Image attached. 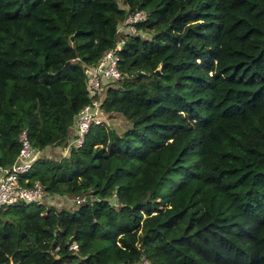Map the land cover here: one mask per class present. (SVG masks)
<instances>
[{
    "label": "trees",
    "instance_id": "1",
    "mask_svg": "<svg viewBox=\"0 0 264 264\" xmlns=\"http://www.w3.org/2000/svg\"><path fill=\"white\" fill-rule=\"evenodd\" d=\"M106 48L124 127L63 152ZM22 129L26 183L80 199L0 209V264H264V0H0V168Z\"/></svg>",
    "mask_w": 264,
    "mask_h": 264
},
{
    "label": "built area",
    "instance_id": "2",
    "mask_svg": "<svg viewBox=\"0 0 264 264\" xmlns=\"http://www.w3.org/2000/svg\"><path fill=\"white\" fill-rule=\"evenodd\" d=\"M144 16L142 10H135L126 15L122 25L127 29L133 30L131 22ZM118 54L114 48H106L102 51L100 57L93 63L83 64L85 86L88 94V101L83 103L77 110L73 121V128L69 133L68 147L79 146L90 123H97L102 120V111L100 107L102 96L106 84L120 77V71L117 68ZM20 142L19 149L9 167L0 168V209L7 204L13 203L19 199L25 201L46 202L54 206H70L77 203L80 199L78 195L68 196L66 194L47 193L43 190L41 183L34 179L26 183L27 178L22 174L26 172L31 164L34 155L38 154L33 150L22 129L18 134ZM69 247H76V243L71 241Z\"/></svg>",
    "mask_w": 264,
    "mask_h": 264
},
{
    "label": "rangeland",
    "instance_id": "3",
    "mask_svg": "<svg viewBox=\"0 0 264 264\" xmlns=\"http://www.w3.org/2000/svg\"><path fill=\"white\" fill-rule=\"evenodd\" d=\"M141 33H148L147 31L145 30H141ZM101 96H103V93L101 94ZM102 119L105 120V122L111 126V127H115L117 129H121L122 127H124V119L122 116L118 115V114H115L114 117L110 118L108 116V113L104 112L102 113ZM38 153L41 152V150H37ZM49 154V153H48ZM55 157V156H54Z\"/></svg>",
    "mask_w": 264,
    "mask_h": 264
},
{
    "label": "crops",
    "instance_id": "4",
    "mask_svg": "<svg viewBox=\"0 0 264 264\" xmlns=\"http://www.w3.org/2000/svg\"><path fill=\"white\" fill-rule=\"evenodd\" d=\"M115 114H118V113H115ZM118 115H120V114H118ZM56 147V146H55ZM55 150H53V152H56L57 153V147L56 148H54Z\"/></svg>",
    "mask_w": 264,
    "mask_h": 264
}]
</instances>
